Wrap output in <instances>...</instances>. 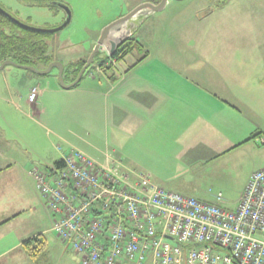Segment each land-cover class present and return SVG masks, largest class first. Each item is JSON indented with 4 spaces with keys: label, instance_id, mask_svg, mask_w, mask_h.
Masks as SVG:
<instances>
[{
    "label": "crops",
    "instance_id": "crops-1",
    "mask_svg": "<svg viewBox=\"0 0 264 264\" xmlns=\"http://www.w3.org/2000/svg\"><path fill=\"white\" fill-rule=\"evenodd\" d=\"M257 1L249 5L234 0L204 5L168 1L163 10L171 6L169 14L154 17L145 28L146 37L134 39L140 51L112 66L113 73L96 67L105 79L104 87L87 77L70 89L52 88L63 101L76 100L68 109L62 105L59 118H66L74 107L90 113L103 100L106 139L111 137L113 144L101 155L102 161L93 159L114 163L131 180L145 175L156 186L152 168L164 167L170 174L174 161H180L235 170L236 157L239 161L247 155L253 165L244 174L237 201L232 207L219 203L234 211L251 174L264 168V0ZM149 16L131 30V36ZM151 38L153 47L144 48ZM45 90L37 89L39 106H44ZM18 101L31 104L28 96L19 95ZM47 119L50 122L49 115ZM57 145L56 157H37L42 162L37 164L0 130V264H46L48 260L47 247L44 256L36 259L24 252V241L45 238L31 233L21 217L34 209L29 197L35 198L36 189L28 172L58 161ZM50 232L54 233L51 228Z\"/></svg>",
    "mask_w": 264,
    "mask_h": 264
},
{
    "label": "built area",
    "instance_id": "built-area-1",
    "mask_svg": "<svg viewBox=\"0 0 264 264\" xmlns=\"http://www.w3.org/2000/svg\"><path fill=\"white\" fill-rule=\"evenodd\" d=\"M37 89L30 90L34 103ZM59 165L28 174L53 217L51 230L79 264H264V168L249 177L234 211L131 180L74 147ZM166 240H174L172 245Z\"/></svg>",
    "mask_w": 264,
    "mask_h": 264
},
{
    "label": "rangeland",
    "instance_id": "rangeland-1",
    "mask_svg": "<svg viewBox=\"0 0 264 264\" xmlns=\"http://www.w3.org/2000/svg\"><path fill=\"white\" fill-rule=\"evenodd\" d=\"M46 1L65 5L71 14L69 25L51 36L52 39L50 40L49 53L52 60L61 63L65 67L69 64H76L79 60L86 61L93 49L92 47L96 45L101 31L107 25L127 15L136 6L151 2L149 0H0V7L27 26L39 29L57 28L64 22L66 14L60 8L54 9L47 5H41L40 2ZM219 1L169 0L168 4L175 5L173 3L183 2L191 5H204L206 3L216 4ZM234 1H241L248 5L258 3L257 0ZM170 7L157 14L150 15L139 32H134L133 39L139 40L140 36L145 38V28H148L154 17L159 19L166 17L169 14ZM142 19L144 17L129 20L121 27L116 36L122 37L125 31L132 30ZM152 38L150 39L151 43L145 41L147 45L144 48L150 49L153 47ZM104 55L107 56V53L102 48L84 74L83 80L88 77L99 87H104L105 79L96 68L98 62L105 58ZM108 64L109 62L104 67ZM47 66L41 61L33 64V68L36 70H44ZM109 72L110 70L105 68V73L109 74ZM113 72L114 70L111 69L110 73ZM57 73L58 71L55 68L46 75H37L30 70L14 66H5L0 70V130L7 138L16 141L18 151L31 155L37 164L42 163L37 160V157L45 158V160L53 156L56 157L54 146L57 144H62L64 147L75 148L77 146L82 152H86L92 158L102 161L100 160L101 155L105 153L108 146L110 148L113 144L111 137L106 139L107 132L102 116L103 100L98 101L97 105L92 107L90 113L88 111L81 113L77 107H74L72 110L67 111L66 118H59L62 105H65V108L68 109L69 106H74L76 100L71 97L65 98V101H63L59 95L52 93V88L59 85ZM31 87H36L39 90L47 89V91L45 90L44 106H39V94L36 95L35 107H31V104L27 106L23 101H18L19 95L26 99ZM48 115L50 122L47 119ZM64 140L73 145L66 146L63 143ZM77 147L76 149H78ZM21 156L22 154L19 155V157ZM174 165L176 166L172 167L175 169L170 174L164 172V167H156L150 170L153 174L155 173L157 177H155V181L160 187L209 202L214 200L216 202V196L220 194L221 203L227 207H232L238 199L244 174L250 170L253 164L248 161L247 155L243 154L239 161L236 157L235 170L230 167L220 169L217 164L204 167L198 163L189 165L187 162L174 161ZM160 182L165 183L161 184ZM35 193V198L33 195L29 197V200L32 199L34 209H27L21 219L31 233H40L44 236L48 252L46 264H79V258L64 247L56 239L54 233L50 232V213L46 209L43 199L39 197L38 192ZM40 199L42 202H39ZM166 242L177 245L174 240H166Z\"/></svg>",
    "mask_w": 264,
    "mask_h": 264
},
{
    "label": "trees",
    "instance_id": "trees-1",
    "mask_svg": "<svg viewBox=\"0 0 264 264\" xmlns=\"http://www.w3.org/2000/svg\"><path fill=\"white\" fill-rule=\"evenodd\" d=\"M149 1H151L152 3H157L158 0ZM40 3L41 5H47L50 8H59V3L56 2L49 3L46 1ZM8 14L11 15L10 13ZM51 36L53 35L34 33L21 29L20 27L9 21L6 17L0 14V64L4 61H11L19 66L33 67V64L41 61L44 63V65L47 66L53 61L49 53L51 48ZM124 42V45L120 49H118L114 55H112L111 57H107L104 55L105 58H102L98 62L97 67L100 68V70H102L104 73L105 68L111 70L112 66L114 64H120L125 56L132 53L133 51L141 50V46L133 39L132 36ZM108 62V66L104 67L105 64ZM84 63L85 60H79L76 64H69L66 67L63 66L64 82L72 83L76 79ZM54 164L56 166L59 165L58 161H56ZM45 247L46 243L44 239L40 236L34 237L31 240H26L22 243V248L24 252L29 258L32 259H36L39 256H44Z\"/></svg>",
    "mask_w": 264,
    "mask_h": 264
},
{
    "label": "water",
    "instance_id": "water-1",
    "mask_svg": "<svg viewBox=\"0 0 264 264\" xmlns=\"http://www.w3.org/2000/svg\"><path fill=\"white\" fill-rule=\"evenodd\" d=\"M168 1L169 0H160L156 4L151 3V2L142 3V4L138 5V6H136L135 8L131 9L127 15H125V16L117 19L113 23L107 25L101 31V33H100V35L98 37L96 45L93 47L91 53L88 56V59L85 61L84 65L81 68V70L79 71L76 79L72 83H70L68 85L63 80L64 67H63V65L61 63H58L56 61L51 62L47 66V68L44 69V70H36L33 67L19 66V65L15 64V63H13L11 61H4L3 63L0 64V70H2L5 66H14V67L30 70V71L34 72L35 74H37V75H46L53 68H55L58 71V73H57V81H58L60 87H62L64 89L73 88L80 82L81 78L83 77V75L86 72V70L88 69V67L94 62V57L98 53V51L100 49L103 48V50L110 57V56H112L115 53L116 49L118 48V46L122 42H124L125 40L130 38L131 29L125 31L122 34V37H120V38H119V36H116L118 31L121 29V27L124 24H126L131 19L140 18V17L143 18L145 16L161 12L166 7ZM174 1H181V0H174ZM58 6H59L60 9L64 10V12L66 14V18H65L64 22L59 27L54 28V29H39V28H34V27L27 26V25L21 23L20 21H18L17 19H15L14 17H12L11 15H9L1 7H0V14L3 15L4 17H6L9 21L14 23L15 25H17L21 29H24V30H27V31H31V32H34V33L54 35V34L60 32L61 30H63L64 28H66L69 25L70 19H71V14H70L69 9L65 5H62V4H58Z\"/></svg>",
    "mask_w": 264,
    "mask_h": 264
},
{
    "label": "flooded vegetation",
    "instance_id": "flooded-vegetation-1",
    "mask_svg": "<svg viewBox=\"0 0 264 264\" xmlns=\"http://www.w3.org/2000/svg\"><path fill=\"white\" fill-rule=\"evenodd\" d=\"M159 1H160V0H159ZM124 43H125V42H122V43L118 46V48L116 49V51H117L118 49H120V48L124 45ZM116 51H115V52H116ZM114 54H115V53H114ZM114 54H113V55H114ZM107 57H109V56L107 55ZM110 57H111V56H110Z\"/></svg>",
    "mask_w": 264,
    "mask_h": 264
}]
</instances>
